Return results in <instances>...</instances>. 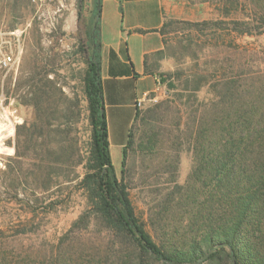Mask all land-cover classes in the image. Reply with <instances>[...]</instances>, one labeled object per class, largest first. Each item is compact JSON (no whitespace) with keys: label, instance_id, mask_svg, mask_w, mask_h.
I'll return each instance as SVG.
<instances>
[{"label":"rangeland","instance_id":"obj_1","mask_svg":"<svg viewBox=\"0 0 264 264\" xmlns=\"http://www.w3.org/2000/svg\"><path fill=\"white\" fill-rule=\"evenodd\" d=\"M169 1L173 9L162 29L164 49L151 60L160 91L149 95L138 112L124 173L129 138L122 122L111 121L110 140L117 176L158 244L182 237V230L174 232L175 224L188 223L181 195L203 186L194 176L188 126L197 130L202 119L210 127L218 92L246 79L253 66H264V35L230 30L234 16H220L215 4ZM96 3L0 0V47L9 34H22L19 60L10 70H0L1 105L17 122L7 142L14 153L0 156V242L16 254L49 253L82 215L91 213L81 182L92 140L84 79L93 51ZM222 21L226 25L214 24ZM13 47L20 51L17 44ZM2 124L0 117V130ZM150 140H156L155 147ZM90 227L93 233L99 229L94 221Z\"/></svg>","mask_w":264,"mask_h":264},{"label":"trees","instance_id":"obj_2","mask_svg":"<svg viewBox=\"0 0 264 264\" xmlns=\"http://www.w3.org/2000/svg\"><path fill=\"white\" fill-rule=\"evenodd\" d=\"M203 2L215 4L224 18L234 16L228 25L239 35H264V0ZM96 10L84 79L92 140L81 182L91 213L82 215L57 247L39 257L16 254L0 242V264H264V66H253L246 79L238 78L218 92L210 127L202 119L197 130L194 124L188 126L197 165L194 176L203 186L181 195L188 223L173 228L175 233L182 230V237L158 244L135 214L128 186L112 162L101 75L102 0H97ZM241 13L243 18L238 17ZM131 139L132 132L123 150L122 173ZM148 143L155 147L157 142ZM93 221L99 226L95 233L90 230Z\"/></svg>","mask_w":264,"mask_h":264},{"label":"crops","instance_id":"obj_3","mask_svg":"<svg viewBox=\"0 0 264 264\" xmlns=\"http://www.w3.org/2000/svg\"><path fill=\"white\" fill-rule=\"evenodd\" d=\"M172 9L169 0H102L101 75L109 140L112 120L122 122L129 138L138 102L160 91L151 60L164 49L162 29Z\"/></svg>","mask_w":264,"mask_h":264},{"label":"built area","instance_id":"obj_4","mask_svg":"<svg viewBox=\"0 0 264 264\" xmlns=\"http://www.w3.org/2000/svg\"><path fill=\"white\" fill-rule=\"evenodd\" d=\"M9 39L5 42V47H0V70H10L20 58L22 34L11 33ZM14 45H18L20 51L15 50ZM3 97L0 87V117L3 120L2 129L0 130V156H12L14 153L13 146L7 145V142L13 137L16 129V119L14 114L8 109L2 106ZM143 101L138 102L137 108L141 109Z\"/></svg>","mask_w":264,"mask_h":264}]
</instances>
